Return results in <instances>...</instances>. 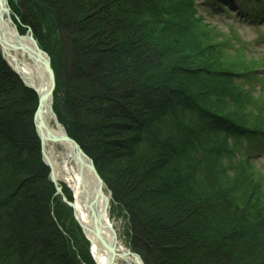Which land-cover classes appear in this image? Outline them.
I'll use <instances>...</instances> for the list:
<instances>
[{
  "label": "trees",
  "instance_id": "16d2710c",
  "mask_svg": "<svg viewBox=\"0 0 264 264\" xmlns=\"http://www.w3.org/2000/svg\"><path fill=\"white\" fill-rule=\"evenodd\" d=\"M260 1L242 0L244 9ZM10 6L51 56L55 112L111 191L112 215L127 218L130 249L145 264H264L261 186L213 185L215 175H227V159L237 163L231 178L243 179L245 172L235 170L244 165L254 168L250 157L234 160L244 142L248 155L264 149V121L246 114L258 105L234 85L242 77L251 82L264 64L222 66L220 43L204 45L205 36L193 34L194 0H10ZM180 34L195 42L168 41ZM202 46L207 58L198 52ZM37 103L0 52V264H94L69 209L52 215L63 203L42 161Z\"/></svg>",
  "mask_w": 264,
  "mask_h": 264
},
{
  "label": "bare ground",
  "instance_id": "6f19581e",
  "mask_svg": "<svg viewBox=\"0 0 264 264\" xmlns=\"http://www.w3.org/2000/svg\"><path fill=\"white\" fill-rule=\"evenodd\" d=\"M1 11V10H0ZM3 28V35L1 43L4 44V52L11 66L19 72L27 84L34 85L39 91L40 96L48 93L50 90V80L42 66V59H47L43 55H38L36 48L30 41L29 36H21L10 21L6 20ZM17 36L22 37V41L26 45V52L23 50H14L11 48L14 39ZM2 44L0 49L2 51ZM29 58V59H28ZM15 63H18V67ZM43 124L47 126L49 132L44 133L43 136L50 134L59 136L60 132L57 128L53 127L51 122L54 121L53 111L49 106L41 112ZM62 148V150H61ZM45 159L51 170V177L53 182L59 187L60 194L67 191L70 199H66V204L71 209L73 219L81 232L84 234L91 246V254L95 259L96 264H106L107 254L106 248L95 241L94 217L92 211L93 198L96 195L97 180L94 174L90 171L86 163H82L77 154L74 153L72 147L64 142L50 143L45 141L43 146ZM105 186V185H104ZM106 197V196H105ZM108 199L103 198L99 201L95 208L96 215L98 216L103 208L106 206ZM109 214L107 213L103 222L108 226L107 220ZM109 223L111 221L109 220ZM101 232L105 239L111 241L113 234L109 229L101 228ZM118 247L121 249V257L117 258L118 264H140L136 257L130 255L127 250L120 244Z\"/></svg>",
  "mask_w": 264,
  "mask_h": 264
},
{
  "label": "rangeland",
  "instance_id": "374dc122",
  "mask_svg": "<svg viewBox=\"0 0 264 264\" xmlns=\"http://www.w3.org/2000/svg\"><path fill=\"white\" fill-rule=\"evenodd\" d=\"M236 2V4L239 6L240 3L238 0H234ZM23 11H25V13H27V10L23 9ZM202 15L205 16L206 20H202L200 19V16H196V21L197 24H199V27L197 28L199 33H193L195 34L198 38H200L201 36H205V44L209 42H220V41H226L229 42L228 39L230 32L234 33L235 35H237L239 37L240 43H237L235 41H233L232 43L236 46V48H243V52H247L245 53L246 55H242L240 53H237V51H235L232 47V43L231 44V48L229 51H226V53H220V60L223 64L225 63L227 66H235V68L239 71L242 70V68L244 67H248V66H253V65H257L260 66V64H264V42L260 41V36H264V21L256 24L253 23H247L245 18H242L241 20L239 19H235L234 14L231 15V17L229 16H224V17H212L211 15H207L205 12L201 13ZM15 18H17L16 15H14ZM18 19V18H17ZM243 21L244 24L241 22ZM20 22V20H19ZM17 23V22H16ZM17 25L19 26V32L23 35L29 34V30H32L31 27H29L28 24L25 23H17ZM29 29V30H28ZM33 31V30H32ZM34 33V32H33ZM178 37L176 38H172L170 37L168 39L169 42H176V41H181L182 43H194L195 41L191 38L188 37V35H184V34H180L177 35ZM204 38V37H203ZM44 46L48 49H52L53 48V44L50 40L45 39L44 40ZM191 47V46H190ZM198 52H203L201 53L202 58H207L208 57V52H205V48L202 46V48L197 47ZM1 52V49H0ZM232 52V53H231ZM236 52V53H234ZM65 54V52H64ZM198 60H201V56L197 58ZM57 62V61H56ZM61 63L64 65L68 64V60L65 59V57L63 56ZM205 64V63H204ZM59 66V65H58ZM187 67V66H186ZM60 70V76L62 79H64L65 76V70L64 69H60V67H58ZM57 80V77H56ZM175 80L180 82L182 85H184L187 88L191 87V83H188V80H184L178 77H175ZM63 84H65L64 80H63ZM63 90V89H61ZM55 96H56V90H55ZM59 105L61 106V108L63 107L62 103L64 104V96L59 94ZM255 103H257V107H252L254 110H249L246 114L252 119V118H258L261 119V121H264V97H257V101H255ZM56 104V103H55ZM220 108V107H219ZM220 110H225L220 108ZM254 120V119H252ZM256 121V120H254ZM61 122V120H60ZM67 123H69V121L66 120ZM52 126H56L55 122H51ZM61 124L63 125V123L61 122ZM64 127V125H63ZM65 128V127H64ZM40 140V139H39ZM62 150V148H61ZM236 159H239L240 161H244L243 157H238ZM250 160V159H249ZM230 160H226V163H229L231 166H235L237 165V163H230ZM251 164L254 166V168L252 167H246L245 165L242 167V169H234L235 172H245V176L243 179H237L238 177H242V175L236 177V178H231V175H234L233 172V168L231 166H226V173L227 175H225V173L221 172L216 176V179L214 180V187L215 188H220L221 186H227V185H231L235 188H240L242 185L243 186H249V184H252L254 186V183L259 184L262 188V191L264 192V154L261 155L259 158L254 159V160H250ZM212 167V165H210ZM230 167V168H229ZM251 171V173H250ZM252 174V176H251ZM237 176V175H236ZM238 180L239 184L236 185L235 183H233V180ZM204 182V181H201ZM52 184V183H51ZM53 185V184H52ZM54 187V185H53ZM55 189V187H54ZM57 198V200H62V198L60 196L55 197ZM67 207L65 204H63L61 206V208H59L58 210L55 209H51L52 211V215L53 217H55V214H60V215H64L65 211H66ZM71 211H69V221L71 224L75 226V221L72 219L73 217H71ZM110 216V215H109ZM66 219V218H65ZM67 221V227H68V222ZM112 224L114 225L117 233H118V238H119V243L122 247H124L126 250H130V243L128 240V236H127V232H128V221L127 218L123 216L122 213L116 214L114 217H112L111 220ZM66 235H70L71 234L67 231L65 233Z\"/></svg>",
  "mask_w": 264,
  "mask_h": 264
},
{
  "label": "water",
  "instance_id": "95a60500",
  "mask_svg": "<svg viewBox=\"0 0 264 264\" xmlns=\"http://www.w3.org/2000/svg\"><path fill=\"white\" fill-rule=\"evenodd\" d=\"M0 37L3 35V28L1 27V25H5L6 22V16L10 17V12L11 9L9 7L8 4V0H0ZM10 21V19H9ZM1 40V38H0ZM30 40L33 43V45L36 48V52L38 53V55H43L45 56L47 59H42V66L45 69V72L50 80V90L48 91V93L40 96V102H39V108H38V112L36 114L35 117V122H36V126H37V131L38 134L42 140L43 146L45 141H49L52 143L55 142H59V141H64L66 143H68L75 154H77L78 158L81 160V162L84 164L86 163L90 169V171L94 174L96 180H97V187H96V195L93 198V217H94V229H95V241L98 242L99 244H101L103 247L106 248V251L109 253L107 254V263L106 264H118L117 263V258L121 257V253L119 252V250L117 249V234L116 231L108 224V226L106 224H104L103 220L106 216V213L109 209V202H107L106 206L103 208L102 212L97 216L96 212H95V208L97 206V204H99V201L103 198H107L105 197V193H104V188H105V184L104 181L102 180V178L99 176L93 161L85 154V152L82 150V148L78 145L77 142H75L74 140H72L70 137H68V135L64 132V130L60 127V125L57 122V126L59 128V130H61L63 132L62 135L59 136H55L50 134L49 136H43V131L44 133L49 132L48 128L46 125H44L42 122V116H41V112L43 111V109L46 106H49L52 109V102H53V93L56 87V81H55V74L53 69L51 68V63L50 60L48 58V56L39 48L37 42L35 41V39L33 38V36H30ZM0 44L1 41H0ZM2 49L4 51V47H8L7 45L4 46V44H2ZM11 48L14 50H23L24 52H26V45L25 43L22 41V38L20 37H16L14 39V42L11 45ZM4 54L6 55V52H4ZM8 56V55H7ZM35 89V88H33ZM43 156L45 159V155H44V151H43ZM45 161H47L45 159ZM109 201V198H107ZM101 228H105V229H109L110 231H112L113 237L111 239V241L105 239V237L103 236L102 232H101ZM130 255H132L133 257H136L137 260H139L140 264H144L140 257L136 254H132L129 253Z\"/></svg>",
  "mask_w": 264,
  "mask_h": 264
}]
</instances>
